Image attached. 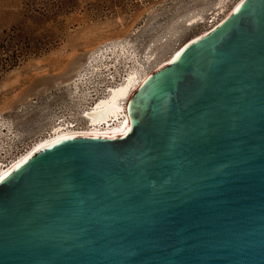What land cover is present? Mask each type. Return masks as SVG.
<instances>
[{
	"label": "water",
	"instance_id": "95a60500",
	"mask_svg": "<svg viewBox=\"0 0 264 264\" xmlns=\"http://www.w3.org/2000/svg\"><path fill=\"white\" fill-rule=\"evenodd\" d=\"M120 136L0 179V264H264V0L153 71Z\"/></svg>",
	"mask_w": 264,
	"mask_h": 264
},
{
	"label": "rangeland",
	"instance_id": "374dc122",
	"mask_svg": "<svg viewBox=\"0 0 264 264\" xmlns=\"http://www.w3.org/2000/svg\"><path fill=\"white\" fill-rule=\"evenodd\" d=\"M239 1L0 0V58H20L0 73V140L25 148L60 119L84 124L90 85L73 78L91 68L92 78L112 75L119 85L152 73ZM95 63L110 71L104 76Z\"/></svg>",
	"mask_w": 264,
	"mask_h": 264
},
{
	"label": "bare ground",
	"instance_id": "6f19581e",
	"mask_svg": "<svg viewBox=\"0 0 264 264\" xmlns=\"http://www.w3.org/2000/svg\"><path fill=\"white\" fill-rule=\"evenodd\" d=\"M242 1L243 0L237 2L229 10L227 15H229L232 11L236 10ZM224 19L225 18H222L214 25H212V27L209 28L208 30L190 39L162 65L166 64L171 59L175 58L187 43L197 39L198 37L204 35L205 33H208L213 27L217 26ZM94 65L96 71L103 74L104 76L106 75L107 71H110L109 67H106V69H104L103 67H101L96 63ZM162 65H160L159 67H161ZM90 70L91 68L77 75L75 78H73L74 84L78 85L80 83H89L90 87L92 88L93 86H97V87L106 86L109 89L105 88L104 92L105 91L107 92H105L101 96H98L95 99V101L88 104L87 108L83 111L82 117L85 120L86 125L85 126L81 125V127L80 126L77 127L75 125H69V124L66 125L65 123H60V122L54 125L47 135L35 141L32 145L29 146V148L26 149V151L24 150L22 153L18 155V157L14 158L10 162V164L7 165V167L5 168L1 167L0 179L3 178L5 175H7L12 169L18 166L32 153L60 139L70 136H76V135H97V136H114V137L123 135L125 130L128 128V123L130 118L128 113L129 99L137 91V89L141 86V84L149 77L151 73L145 74L144 76L138 73L135 74L129 73L130 75L128 74L129 76L122 83L119 82L120 84L116 85L114 80L112 79L114 78L112 75H110L108 81L107 79L104 78L105 79L104 80L103 78L100 77L92 78V76L89 75L91 74ZM93 76H98V75L93 74ZM91 81H94L95 83L92 84ZM89 88L87 89L89 90L87 97L89 96L90 98L91 89ZM5 130L6 128L4 127L0 128V132L2 134L5 133Z\"/></svg>",
	"mask_w": 264,
	"mask_h": 264
},
{
	"label": "built area",
	"instance_id": "2783aa9c",
	"mask_svg": "<svg viewBox=\"0 0 264 264\" xmlns=\"http://www.w3.org/2000/svg\"><path fill=\"white\" fill-rule=\"evenodd\" d=\"M113 81V80H112ZM116 81V83H117V81H119V80H117V79H114V82ZM105 88H107V89H109L108 87H106V86H98L97 88H95L94 90L96 91H93V90H91L90 92H91V96H90V98H88V99H86L85 101H84V108H85V106H87V104H88V102H94L95 101V99L98 97V96H101L102 94H104L105 92H107V91H105L104 92V89ZM83 108V109H84ZM83 111V110H82ZM82 111H81V113H80V116H82ZM82 120L84 121V119L82 118ZM59 122H62V123H65L66 125H75V126H77V127H81V125H86V122L84 121V124H82V123H79L78 122V120H76L75 118H65V119H60L59 121H58V123ZM57 123V124H58ZM14 143V141H12V142H5V141H2V140H0V170H1V167H7V165L8 164H10V162L14 159V158H16V157H18V155L20 154V153H22L24 150L26 151V149L27 148H29V146L28 147H22V148H19V145H18V143L15 145V144H13Z\"/></svg>",
	"mask_w": 264,
	"mask_h": 264
},
{
	"label": "trees",
	"instance_id": "16d2710c",
	"mask_svg": "<svg viewBox=\"0 0 264 264\" xmlns=\"http://www.w3.org/2000/svg\"><path fill=\"white\" fill-rule=\"evenodd\" d=\"M43 7L41 9H37L38 13L42 14L44 12H46L48 10L49 4L43 3ZM19 56H13V57H9L7 59H5V61L3 62V59L0 58V73L1 72H6L7 70L13 68L14 66H16L17 64H19Z\"/></svg>",
	"mask_w": 264,
	"mask_h": 264
}]
</instances>
